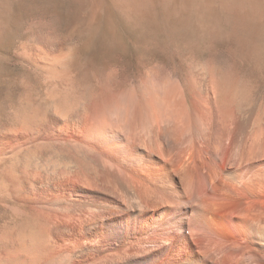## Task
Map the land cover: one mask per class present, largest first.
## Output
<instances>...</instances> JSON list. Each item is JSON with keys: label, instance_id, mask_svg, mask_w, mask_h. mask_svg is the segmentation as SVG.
<instances>
[{"label": "bare ground", "instance_id": "bare-ground-1", "mask_svg": "<svg viewBox=\"0 0 264 264\" xmlns=\"http://www.w3.org/2000/svg\"><path fill=\"white\" fill-rule=\"evenodd\" d=\"M246 23L225 54L221 80L188 84L178 75L177 83H157L156 55L128 69L115 59L113 42L105 46L108 74L87 97L23 111L24 132H14L9 147V136L0 135L1 152L40 142L78 155L80 163L44 160L26 166L24 178L9 174L2 187L27 199L34 227L11 233L0 258L264 264V67L256 31ZM42 49L38 64L49 78L67 79L69 51L54 43Z\"/></svg>", "mask_w": 264, "mask_h": 264}, {"label": "rangeland", "instance_id": "rangeland-1", "mask_svg": "<svg viewBox=\"0 0 264 264\" xmlns=\"http://www.w3.org/2000/svg\"><path fill=\"white\" fill-rule=\"evenodd\" d=\"M240 22L254 27L261 53L258 64L263 68L264 0H0V135L9 136L5 146L24 132L18 122L23 111L38 106L60 109L65 102L87 97L108 74L107 44L114 42L115 59L128 69L156 55L155 65L162 69L156 80L160 84L177 83L178 75L188 84L221 80L225 54L235 48ZM45 43L69 51L67 79H50L38 64V50L43 51ZM147 81L154 79L149 76ZM262 97L264 88L258 95ZM23 144L18 147L21 151H0V256L4 259L8 248L4 245L13 232L34 227L27 199L3 189L9 177L24 178L26 166L44 160L59 167L80 163L78 155L58 146ZM2 258L0 264L5 262Z\"/></svg>", "mask_w": 264, "mask_h": 264}]
</instances>
